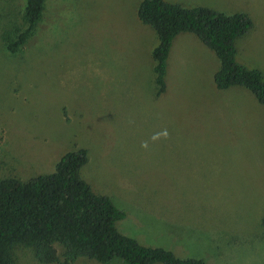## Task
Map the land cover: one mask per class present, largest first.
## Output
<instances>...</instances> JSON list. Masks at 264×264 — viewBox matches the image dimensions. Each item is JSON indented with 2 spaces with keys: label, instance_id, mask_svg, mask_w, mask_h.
I'll list each match as a JSON object with an SVG mask.
<instances>
[{
  "label": "rangeland",
  "instance_id": "374dc122",
  "mask_svg": "<svg viewBox=\"0 0 264 264\" xmlns=\"http://www.w3.org/2000/svg\"><path fill=\"white\" fill-rule=\"evenodd\" d=\"M141 1L45 0L10 53L26 0H0V181L51 174L84 149L79 176L125 213L121 235L203 264H264V106L243 87L216 89L219 60L192 33L173 40L157 94ZM164 1L248 15L236 60L264 79V0ZM10 253L40 264L30 248Z\"/></svg>",
  "mask_w": 264,
  "mask_h": 264
},
{
  "label": "trees",
  "instance_id": "16d2710c",
  "mask_svg": "<svg viewBox=\"0 0 264 264\" xmlns=\"http://www.w3.org/2000/svg\"><path fill=\"white\" fill-rule=\"evenodd\" d=\"M44 6L45 0H26L24 28L7 44L10 53L33 33ZM137 17L157 35L158 44L151 52L157 94L166 89L164 77L173 40L187 32L219 60L213 77L217 89L243 87L264 106L262 73L236 60L235 40L253 27L248 15L142 0ZM86 163L87 151L78 149L62 156L51 174L26 182L16 178L0 181V264H13L10 251L17 245L32 249L40 264H73L78 258L99 264H114L115 260L122 264H203L199 259L177 258L171 251L143 246L121 235L115 224L125 218V213L108 197L93 194L81 180L79 171ZM55 245L63 248L61 260Z\"/></svg>",
  "mask_w": 264,
  "mask_h": 264
},
{
  "label": "crops",
  "instance_id": "0c3cea01",
  "mask_svg": "<svg viewBox=\"0 0 264 264\" xmlns=\"http://www.w3.org/2000/svg\"><path fill=\"white\" fill-rule=\"evenodd\" d=\"M171 4H174V3H171ZM181 7H182V6H181ZM183 8H184V7H183ZM244 14H245V13H244ZM184 33H187V32H184ZM180 34H183V33H180ZM180 34H178V35H180ZM178 35H177V36H178ZM177 36H176V37H177ZM176 37L174 38V40L176 39ZM172 44H173V43H172ZM170 49H171V48H170ZM169 52H170V51H169ZM232 87H233V86H232ZM239 87H240V86H239ZM229 88H230V87H229ZM216 89H217V88H216ZM227 89H228V88H227ZM218 90H219V89H218ZM223 90H226V89H223ZM246 90H247V89H246ZM248 91H249V90H248ZM249 92H250V91H249ZM254 97H255V96H254ZM256 100H257V99H256ZM169 164H170V163H169ZM175 173H176V172H170L169 174H170V175H173V174H175Z\"/></svg>",
  "mask_w": 264,
  "mask_h": 264
},
{
  "label": "clouds",
  "instance_id": "9594fccd",
  "mask_svg": "<svg viewBox=\"0 0 264 264\" xmlns=\"http://www.w3.org/2000/svg\"><path fill=\"white\" fill-rule=\"evenodd\" d=\"M165 135H167V134L165 133Z\"/></svg>",
  "mask_w": 264,
  "mask_h": 264
}]
</instances>
